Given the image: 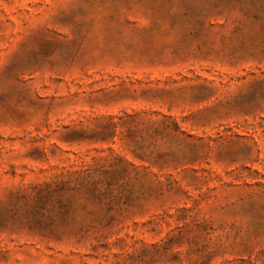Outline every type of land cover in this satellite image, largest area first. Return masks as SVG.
Instances as JSON below:
<instances>
[{"label": "rangeland", "instance_id": "1", "mask_svg": "<svg viewBox=\"0 0 264 264\" xmlns=\"http://www.w3.org/2000/svg\"><path fill=\"white\" fill-rule=\"evenodd\" d=\"M0 264H264V0H0Z\"/></svg>", "mask_w": 264, "mask_h": 264}]
</instances>
